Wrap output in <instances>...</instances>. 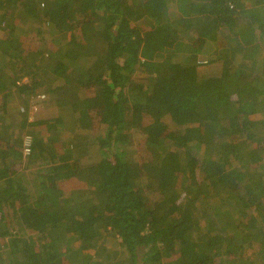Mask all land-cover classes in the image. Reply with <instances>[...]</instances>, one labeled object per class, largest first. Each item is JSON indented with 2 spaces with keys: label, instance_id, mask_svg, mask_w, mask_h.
I'll return each mask as SVG.
<instances>
[{
  "label": "trees",
  "instance_id": "1",
  "mask_svg": "<svg viewBox=\"0 0 264 264\" xmlns=\"http://www.w3.org/2000/svg\"><path fill=\"white\" fill-rule=\"evenodd\" d=\"M0 32V264H264V0H0Z\"/></svg>",
  "mask_w": 264,
  "mask_h": 264
},
{
  "label": "rangeland",
  "instance_id": "2",
  "mask_svg": "<svg viewBox=\"0 0 264 264\" xmlns=\"http://www.w3.org/2000/svg\"><path fill=\"white\" fill-rule=\"evenodd\" d=\"M3 36V34H2V32H0V39H1V37ZM203 62V61H202ZM203 63H205V62H203ZM20 101H19V103L22 105V107H26L25 106V104H24V102L22 101V99H19ZM44 111H47V109L46 108H41V109H38L37 111H36V117H38V116H43L44 115ZM65 118V117H64ZM67 121H68V123L71 125V126H74V121H72L70 118H67ZM69 125V126H70ZM67 134H68V132H67ZM137 144V143H136ZM127 151L129 152L130 151V153H129V155L131 154V156H132V158L134 159V160H137L138 159V156H139V153L137 152L138 150H137V148H136V146H135V149H134V146H133V148H127ZM131 156H129V157H131ZM144 159V158H143ZM23 167L24 168H26L25 169V171L23 172V179L24 180H26V182L29 184V182H31V180L33 181L34 180V176H35V174L37 173V171H38V167L37 166H29V167H27L25 164L23 165ZM5 215L6 216H8V217H10L11 218V216H12V212L10 211V212H7V213H5ZM6 221V223L9 225L10 223H12L11 221H9L8 219H6L5 220ZM16 231H17V229H16V226H13L12 228H11V232L12 233H16ZM29 232V231H28ZM30 233V232H29ZM26 238H28V235H26Z\"/></svg>",
  "mask_w": 264,
  "mask_h": 264
},
{
  "label": "built area",
  "instance_id": "3",
  "mask_svg": "<svg viewBox=\"0 0 264 264\" xmlns=\"http://www.w3.org/2000/svg\"><path fill=\"white\" fill-rule=\"evenodd\" d=\"M201 64H204V63L201 62ZM31 141L32 140L30 138H26L25 141H24V145H23V156H24V160H26L32 154V144H31Z\"/></svg>",
  "mask_w": 264,
  "mask_h": 264
},
{
  "label": "crops",
  "instance_id": "4",
  "mask_svg": "<svg viewBox=\"0 0 264 264\" xmlns=\"http://www.w3.org/2000/svg\"><path fill=\"white\" fill-rule=\"evenodd\" d=\"M1 39H3V37H1Z\"/></svg>",
  "mask_w": 264,
  "mask_h": 264
}]
</instances>
